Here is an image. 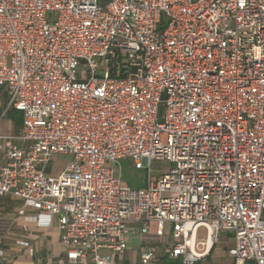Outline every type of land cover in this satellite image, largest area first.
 <instances>
[{"label": "built area", "instance_id": "1", "mask_svg": "<svg viewBox=\"0 0 264 264\" xmlns=\"http://www.w3.org/2000/svg\"><path fill=\"white\" fill-rule=\"evenodd\" d=\"M0 91L22 113L0 198L57 217L69 264H114L135 229L182 264L223 232L233 264H264V0H0Z\"/></svg>", "mask_w": 264, "mask_h": 264}, {"label": "crops", "instance_id": "2", "mask_svg": "<svg viewBox=\"0 0 264 264\" xmlns=\"http://www.w3.org/2000/svg\"><path fill=\"white\" fill-rule=\"evenodd\" d=\"M6 128L1 131L3 134L15 135L10 129V124ZM21 210H24V214L20 213ZM37 215L38 211L25 207L20 198L12 195L0 198V264H69L66 248L60 244L57 217L46 225L44 219L39 222L34 220ZM155 232L156 227L152 225L149 237L155 238ZM198 238L206 240V228L199 229ZM167 242L165 244L144 238L139 230L135 229L129 235L128 249L116 257L114 264H143L141 255L150 249L155 252L150 264H182L181 258H172L165 253V248L173 244L174 239L169 237ZM233 246V235L223 232L217 242L208 249L206 257L196 264H233V258L229 254Z\"/></svg>", "mask_w": 264, "mask_h": 264}, {"label": "rangeland", "instance_id": "3", "mask_svg": "<svg viewBox=\"0 0 264 264\" xmlns=\"http://www.w3.org/2000/svg\"><path fill=\"white\" fill-rule=\"evenodd\" d=\"M107 0H101V2H106ZM52 20H55L54 15ZM8 96L6 91H0V130L4 131L7 125L10 124V129L15 134H18L22 126V113L17 110L8 111L7 114L3 115L4 110L7 107ZM163 142L167 141V134L162 133ZM122 167L123 178L126 183L133 189H146L147 188V175L149 174L148 168L138 169L134 166L132 159L124 158L119 160ZM69 163V157L67 156H56L52 159L47 168V173L52 176H58L62 173L65 167ZM170 165L162 161L152 162V178L157 180L163 171L168 170Z\"/></svg>", "mask_w": 264, "mask_h": 264}, {"label": "bare ground", "instance_id": "4", "mask_svg": "<svg viewBox=\"0 0 264 264\" xmlns=\"http://www.w3.org/2000/svg\"><path fill=\"white\" fill-rule=\"evenodd\" d=\"M209 244H211V242Z\"/></svg>", "mask_w": 264, "mask_h": 264}]
</instances>
